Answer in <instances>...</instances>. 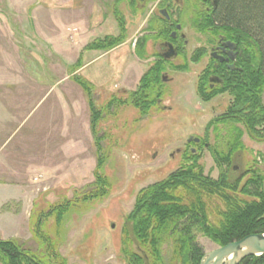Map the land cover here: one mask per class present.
<instances>
[{
  "label": "rangeland",
  "instance_id": "obj_1",
  "mask_svg": "<svg viewBox=\"0 0 264 264\" xmlns=\"http://www.w3.org/2000/svg\"><path fill=\"white\" fill-rule=\"evenodd\" d=\"M167 1L174 2L0 0V185L16 197L2 209V218L12 220L5 221L4 240H17L26 249L44 253L46 246L34 231L40 226V238L54 242L67 264H128L122 242L130 232L127 218L142 189L165 180L192 152L201 155L206 174L215 179L220 176L209 147L214 144L224 149L225 132L221 141L215 140L213 131L206 138V128L226 112L222 106L226 109L229 98L217 96L210 104L199 95V78L210 61L212 43L196 32V0H187L184 6L190 9L181 14L168 10L183 26L185 40L179 45L186 48L170 60L172 65L162 74L165 94L158 108L146 115L132 106L112 107L107 113L112 97H125L128 90L135 89L138 78L156 61L152 56L162 54L163 42L154 38L160 9L166 10ZM118 15L127 23L126 41L109 52L84 51L83 66L76 73L96 86L94 104L103 112L98 130L107 156L103 173L111 187L102 199L73 209L57 227L49 213L54 206L93 188L99 152L93 137L91 142L76 143L82 138L56 135L61 129L51 125L49 115L59 120L57 125L62 118L72 125L73 113L69 109L62 113L60 104L66 102H52L54 97L49 95L55 89L53 95L62 98L60 92L72 81L64 61L75 63L95 38L119 34ZM146 37H150L146 51L152 56L141 59L136 46ZM199 47L207 53L196 61L194 51ZM185 60L186 70L174 68ZM85 103L80 105V125L85 118L91 122L87 100ZM46 116L49 122L44 126ZM195 139L208 141L196 144ZM242 141L246 150L235 156L233 165L238 168H230L229 176L233 181L243 177L244 183L250 176L246 177L247 171L259 168L264 173V143L248 135ZM199 242L205 253L218 248L201 236ZM133 248L139 251L137 245Z\"/></svg>",
  "mask_w": 264,
  "mask_h": 264
},
{
  "label": "trees",
  "instance_id": "obj_2",
  "mask_svg": "<svg viewBox=\"0 0 264 264\" xmlns=\"http://www.w3.org/2000/svg\"><path fill=\"white\" fill-rule=\"evenodd\" d=\"M122 1L117 0L116 4ZM129 1L140 3L139 0ZM116 20L118 35L95 38L82 50L75 63L63 62L69 68L71 80L82 89L89 104L90 130L99 154L95 181L91 184L93 188L80 197L54 206L49 213L55 218L57 227L73 209L102 199L111 187L103 173L107 156L102 146L104 137L98 130L103 112L94 104L96 86L76 73L83 66L84 51L109 52L126 41L127 23L121 15ZM158 20L154 39L175 43L172 34L176 31L175 24L180 22L173 20L171 14L169 19L161 14ZM194 25L200 34L211 39L224 37L237 46L239 71L227 76L223 87L217 86L209 94L208 71L200 77L199 95L204 102L221 93H228L233 98L228 116L215 118L206 128V138L213 131L215 140L225 132L229 137V151L226 154L224 149H218L214 144L209 147L220 171L217 179L205 173L201 155L192 152L165 180L139 192L127 218L130 232L125 233L122 242V254L128 264H200L205 255L200 236L223 247L252 234H264V174L252 169L249 179L243 183L231 180L227 173L235 152L246 150L242 141L245 135L255 142L264 143V0H218L211 13L199 12ZM149 41L150 37H146L137 42L136 52L141 59L152 56L146 51ZM203 55L204 51L199 50L195 60L199 61ZM152 57H157L156 61L139 78L135 89L128 90L125 97L114 95L108 103L107 113H111L112 107L119 110L123 106H132L146 115L158 108L165 94L162 74L172 64L162 55L154 54ZM174 68L186 70L188 61ZM39 227L34 229L35 236L41 240L40 244L46 246V252H33L17 240H4L0 233V264H67L54 242L40 238ZM133 245H137L139 251ZM240 264H264V255L246 258Z\"/></svg>",
  "mask_w": 264,
  "mask_h": 264
},
{
  "label": "flooded vegetation",
  "instance_id": "obj_3",
  "mask_svg": "<svg viewBox=\"0 0 264 264\" xmlns=\"http://www.w3.org/2000/svg\"><path fill=\"white\" fill-rule=\"evenodd\" d=\"M140 1V0H139ZM146 1L148 0H144V1H140V3H138V5H143L146 3ZM164 0H160V3H162ZM174 2L171 1H167L166 2V10L164 9H160V13L163 14V11H167L169 9H171V12L174 14V12L178 14L183 13V11H188L190 8L189 6L187 7V5L184 6V3H186L187 0H173ZM209 1V2H208ZM202 0L201 2L198 3L199 5V12L201 13H211L213 10H215V8L217 7V3L218 0ZM187 9V10H186ZM169 19V18H168ZM175 28L176 31L173 32L172 36L174 38L175 43H171V42H163V46L161 48L162 51V56L165 58L167 54L170 53V47L169 45L172 44L173 45V49L175 52V55L172 56L171 58H169V60L176 58L177 56H179L180 52H184V48H186V45L181 46L180 45L182 43V40H185V35L181 34L182 30H183V26L180 24H175ZM197 32V30H196ZM210 38V37H209ZM211 40V46H210V61L207 65V67L202 71L201 75L205 72L208 71L207 73H209L208 76V87L211 90L209 92L212 93L214 92V89L217 86H221L223 87L224 83L226 82L227 76L231 75L232 73H235L237 71H239V68L237 67V58H238V51H237V46L235 43L225 39L224 37H219V38H210ZM185 43H187V41H185ZM199 50H203L204 51V55L207 53L206 48L204 47H199L198 49H196L194 51V54H197V52ZM166 59V58H165ZM200 75V77H201ZM201 78H199L200 80ZM164 80V79H163ZM212 96H214V93L212 94ZM217 96H224L225 98H229L227 103V107L225 109V105L222 106V110H226L225 113L221 114L220 116H228L229 113V109L233 104V98L230 94L228 93H221L218 95H215L210 101H207L205 103H210L213 102L214 99H216ZM225 103V104H226ZM219 116V117H220ZM217 118V117H216ZM229 137L225 134L223 141H224V152L227 154L229 151ZM196 144H200L201 142H203L204 144L206 143L205 141H201L200 139H195L194 141ZM208 146V144H207ZM242 152V151H236L235 154L232 157V163L229 165L230 168H233L234 170H236L238 167H234L233 162L235 159V156L237 155V153ZM264 158V157H263ZM227 166V173L229 172L228 170L230 169ZM255 172H260L263 173L262 171H260V169H253ZM252 169L247 171L246 177L249 176L250 173H252L253 171ZM264 174V173H263ZM243 178V177H242ZM242 178L240 177L238 179V181H242Z\"/></svg>",
  "mask_w": 264,
  "mask_h": 264
},
{
  "label": "crops",
  "instance_id": "obj_4",
  "mask_svg": "<svg viewBox=\"0 0 264 264\" xmlns=\"http://www.w3.org/2000/svg\"><path fill=\"white\" fill-rule=\"evenodd\" d=\"M79 53L80 52H78V54ZM83 55L85 56V54H83ZM139 78L136 81V83H138ZM63 86H60L58 88H61ZM66 86H68V87L65 90L60 92V96H62V98H58L59 95H53L57 91L55 89L53 91H51L49 96H53L54 97L52 102L54 100L56 101V99L60 100L61 102H63L62 100H64L66 102L65 105L60 104V106H61L60 108L62 109V113L66 114L68 112V109L71 111V113H73L72 117H71L72 125L71 124L68 125V123L66 124L65 121H64V118H62V117H61L62 119H61L59 125H57V122L59 120H56L54 116L49 115V119L50 120H52V118H53V120H52L53 122L51 123V125H56V126H58L57 128L61 129L60 131H56L55 132L58 137L60 136L61 138L62 137H66L67 138L68 134L69 135L71 134V136H73L74 138H79V137L82 138V139H76L75 140L76 143L85 142V139H86V141L89 140V142H91L92 135H91V130H90L89 118L83 119L81 125H80V122H79L80 119H81V115H80L79 112L82 110V109L80 110V108H81L80 105L81 104H83V105L86 104L85 103L86 102L85 95H84L83 91L81 90V88H79L77 85L72 83V81L68 82V85H66ZM136 86H137V84H136ZM136 86H134V87H136ZM66 117H67V115H66ZM48 122L49 121L47 120V116H46V119L43 121L44 126L47 125ZM73 124H75V127L72 130ZM77 128H78L79 131L76 130ZM80 128H82V129H80ZM69 129L71 131H69ZM46 132L47 131H45V134H46ZM80 133H81V135H80ZM58 158H62V156H58ZM15 199H16V197H14L13 193L5 191L4 186L0 185V233H1L3 238L5 236V227H4L5 221L12 222V220L9 219V218H7V219L6 218L5 219L2 218V216H3L2 209H3L5 204H7V203H9L11 201H14Z\"/></svg>",
  "mask_w": 264,
  "mask_h": 264
},
{
  "label": "water",
  "instance_id": "obj_5",
  "mask_svg": "<svg viewBox=\"0 0 264 264\" xmlns=\"http://www.w3.org/2000/svg\"><path fill=\"white\" fill-rule=\"evenodd\" d=\"M144 1V0H140ZM163 15L169 18L167 11H163ZM170 53L166 55V59L175 55L173 45L170 44ZM166 81V77H164ZM264 255V234H252L244 239L230 243L223 247L205 253L200 264H240L243 260L250 257H261Z\"/></svg>",
  "mask_w": 264,
  "mask_h": 264
}]
</instances>
